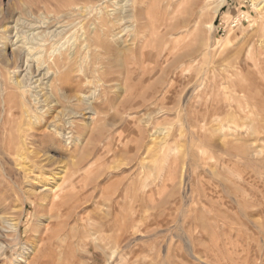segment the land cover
Listing matches in <instances>:
<instances>
[{
    "label": "rangeland",
    "instance_id": "1",
    "mask_svg": "<svg viewBox=\"0 0 264 264\" xmlns=\"http://www.w3.org/2000/svg\"><path fill=\"white\" fill-rule=\"evenodd\" d=\"M157 1L0 0V264L264 254V2L189 0L172 37Z\"/></svg>",
    "mask_w": 264,
    "mask_h": 264
},
{
    "label": "bare ground",
    "instance_id": "2",
    "mask_svg": "<svg viewBox=\"0 0 264 264\" xmlns=\"http://www.w3.org/2000/svg\"><path fill=\"white\" fill-rule=\"evenodd\" d=\"M187 1H189V0H158L157 1V5H158V7H159V12H158V14H159V16H158V19L156 20V21H154V23H155V27L152 29V31L151 32H153V34H155V35H157L160 31H164L165 30V33H166V35H169V36H172V37H174V36H176V37H178V36H180V35H182V33H183V30H185V29H189L190 28V24L191 23H194L193 21H194V19H196L195 17V15H194V11L193 10H191L190 9V7H189V5H188V3L189 2H187ZM143 2V1H142ZM146 2V1H145ZM262 2H264V0H252V7L255 9V8H257V7H259L261 4H262ZM196 8V7H195ZM158 9V8H157ZM186 12H187V14H189L188 15V17L186 18V16H185V18L183 17L182 18V15L183 14H186ZM217 12V10L215 11V13ZM181 16V17H180ZM151 20V19H150ZM12 23H13V26L12 27H9V26H7V27H5L4 28V30H9L10 32L11 31H13V30H15V28H16V25L18 24V19H14V20H12ZM214 26V25H213ZM213 26H212V24H209V26H208V28L210 29V28H213ZM38 28V27H37ZM39 30V29H38ZM35 31V30H34ZM27 44V43H26ZM26 47V46H25ZM54 48V47H53ZM25 49V48H24ZM26 52L28 53V54H32V52L35 50V47L34 46H28V48H26ZM38 50V49H37ZM39 51V50H38ZM58 51V50H57ZM34 53V52H33ZM36 53V52H35ZM24 54H26V53H24ZM34 55V54H33ZM194 56H195V54H193ZM26 56H27V54H26ZM38 56H39V54H38ZM41 56V55H40ZM46 56V55H45ZM184 56L185 57H187L186 56V53L184 54ZM28 57V56H27ZM30 57V56H29ZM33 57V56H32ZM42 57V56H41ZM192 57V56H191ZM39 58V57H38ZM179 58V57H178ZM184 58V57H183ZM34 59V58H33ZM40 59V58H39ZM38 59V60H39ZM181 59V58H180ZM180 59H178V60H180ZM191 59V58H190ZM181 60H183V59H181ZM41 61V60H40ZM43 61V60H42ZM193 61H194V59H193ZM42 63V62H41ZM41 63H40V65H41ZM191 63V62H190ZM39 65V66H40ZM42 66H43V64H42ZM41 67V66H40ZM39 67V68H40ZM44 70V69H43ZM47 74V73H46ZM30 75V74H29ZM44 75V74H43ZM43 75H42V77H43ZM25 76H23V78H21L20 80H17L16 82H15V84L19 87V88H22V87H24V86H26L25 85ZM16 86V87H17ZM21 92V91H20ZM23 92V91H22ZM37 97V96H36ZM8 101V100H7ZM3 105H4V107H6V109H7V111L8 112H10L11 111V109L12 108H10L7 104H6V99H2V102H1ZM15 103H16V101H15ZM2 105V106H3ZM10 105H11V103H10ZM13 107V106H12ZM4 112H6V111H4ZM10 114V113H9ZM22 114V113H21ZM17 117H18V119H19V116L18 115H16ZM7 119V118H6ZM5 121H7V120H5ZM16 121V120H15ZM13 122V121H12ZM15 123H17V122H15ZM14 124V123H13ZM11 126V125H10ZM18 128V127H17ZM9 130V129H8ZM6 134V133H5ZM4 134V135H5ZM14 134V133H13ZM8 137V136H7ZM7 137H5V138H7ZM11 137H13V136H11ZM10 137V139L12 140L13 138H11ZM10 139H9V141H10ZM18 139H20V137L19 138H17V140ZM9 141H8V139H6L5 141H3V142H7V143H9ZM12 142V141H11ZM4 144H2V146H3ZM15 145V144H14ZM5 146H7V144L5 145ZM8 147V146H7ZM11 148V147H10ZM17 148V147H16ZM12 149V148H11ZM11 149H10V152H11ZM5 151H6V149H5ZM7 153V152H6ZM11 154H12V152H11ZM50 173H52V171H50ZM55 187H56V185H55ZM73 187V186H72ZM74 189V188H73ZM54 190H57V189H54ZM63 190V187L61 188V190H59L58 191V193L59 192H61ZM43 191H46V189H43ZM51 194L50 196H52V200H51V204H53L54 206L55 205H57L58 203H57V200H58V198H59V194L57 193V192H55V191H51V190H47V194ZM47 196H49V195H47ZM49 196V197H50ZM49 203V202H48ZM55 209H56V207H54ZM52 211V210H51ZM7 222V221H6ZM45 235V234H44ZM43 235V236H44ZM39 236V237H37V241L39 242L40 241V243L41 242H44V241H46V240H48L49 241V239L47 238V236ZM228 238H231V236L230 237H228ZM246 240H249V237H246L245 238V236H235V238H234V244L235 245H239L240 244V246L241 245H243L245 242H246ZM47 243V242H46ZM263 243H264V238H263ZM246 244V243H245ZM51 245V244H50ZM40 246V245H39ZM45 247L49 250L50 248V246L48 245V246H46V244L44 243V246H41V247H38V248H35V246L33 247H31V250H28V252L27 253H25V255L27 256V258H28V261L27 260H24L25 261V264H34V263H38V264H44V262L45 261H41V260H39V258H40V255L39 254H41V252L45 249ZM231 249H228V248H225V247H219L218 245H214L213 247H211V248H208V250L206 251V249H194L193 250V253L192 254H196V256H199V257H204L205 259H211L213 262V264H216V263H214V262H218L219 260H223L225 257H226V255L228 256H230V257H232V258H235V257H237L236 258V260H238L239 262H240V264H252V262H254V263H256V261H264V254H262L263 255V257H261L260 256V254H257L256 252L254 253V251H253V253H252V251H250V254H248L247 253V257L246 258H248V259H250V260H252L251 262L249 261V262H247V261H244L243 262V256H245V255H243V254H241L240 252H238L237 250H235V248H234V246L233 247H230ZM2 250V248H0V251ZM29 254H31L32 255V257L31 256H29ZM21 260V259H20ZM23 263V262H22ZM258 263V262H257ZM256 263V264H257ZM178 264H187L186 262L184 263V262H179ZM262 264V263H261Z\"/></svg>",
    "mask_w": 264,
    "mask_h": 264
},
{
    "label": "crops",
    "instance_id": "3",
    "mask_svg": "<svg viewBox=\"0 0 264 264\" xmlns=\"http://www.w3.org/2000/svg\"><path fill=\"white\" fill-rule=\"evenodd\" d=\"M238 1V0H237ZM233 2H236V0H226V3H225V5H227V7L231 4V3H233ZM225 5H223L221 8H224V6Z\"/></svg>",
    "mask_w": 264,
    "mask_h": 264
}]
</instances>
